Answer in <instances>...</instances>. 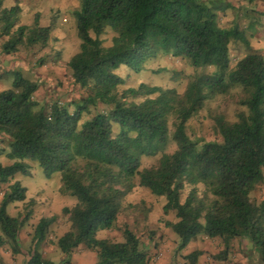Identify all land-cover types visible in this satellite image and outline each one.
<instances>
[{"label": "trees", "instance_id": "trees-1", "mask_svg": "<svg viewBox=\"0 0 264 264\" xmlns=\"http://www.w3.org/2000/svg\"><path fill=\"white\" fill-rule=\"evenodd\" d=\"M216 1L79 0L73 15L80 45L67 65L85 94L73 111L69 103L57 101L46 110L35 98L39 82L14 71L12 86L0 89V156L9 161H0V185L9 183L0 200V247L8 244L12 254L20 252L19 234L33 214V200L15 217L7 205L26 200V188L11 180L17 173L30 174V160L38 162L47 177L58 172L60 193L76 198L73 206L61 209L69 223L56 242L63 253L83 245L95 252V264H149L150 256L127 224L121 228V240L97 236L100 230L118 227L125 196L140 186L164 198L165 214L174 211L175 221L165 225L178 235V249L200 234L219 237L224 249L213 258L225 261L231 240L238 238L241 245L249 242L264 262V200L251 198L264 182V55L251 48L237 25L219 24L217 10L228 4L222 7ZM20 13L17 0L10 6L0 0V39L6 36L1 51L6 54L45 47L51 38V26L41 25L39 14L30 24H21ZM107 29L114 35L104 45ZM231 41L243 42L249 51L228 68ZM160 55L194 68L183 96L146 83L120 92L125 81L117 73L121 65L139 73ZM235 86L241 88L242 106L236 118L214 117L221 139H191L185 124L202 101ZM99 104L106 109L99 110ZM83 112L91 116L82 121ZM169 115L175 117V150L140 168L143 155L165 146ZM186 186L190 188L182 199ZM60 217L38 220L33 245L46 239ZM202 253L196 249L185 258L197 264ZM27 256L25 264H53L38 250Z\"/></svg>", "mask_w": 264, "mask_h": 264}, {"label": "rangeland", "instance_id": "rangeland-1", "mask_svg": "<svg viewBox=\"0 0 264 264\" xmlns=\"http://www.w3.org/2000/svg\"><path fill=\"white\" fill-rule=\"evenodd\" d=\"M16 0H5V6H10ZM21 6L19 15L21 24H30L36 14H39L41 25L51 26V38L45 47L35 46L32 49H21L15 53L6 54L0 51V88L6 89L12 86L14 71L21 70L22 74L30 79L39 82V89L35 94L40 105L46 110L57 101L61 104H68L70 111H73L75 101L85 94L83 88L73 82L67 62L79 50L80 39L76 31V22L73 11L79 8V0H17ZM212 1V0H207ZM216 1V0H215ZM213 3V2H212ZM224 7V10H217V19L221 26L233 27L237 25L248 39L251 48L260 51L264 55V0H217L215 5ZM114 32L107 29L102 35L104 45L111 43ZM6 36L0 39V50ZM248 48L241 41H231L229 44V64L233 67L235 62L248 52ZM22 59V64L18 65L13 61ZM212 68L207 69L210 71ZM117 73L124 78V84L118 88L120 92L127 88H136L140 83L160 86L162 89L173 90L177 96H183L186 87L195 74L194 68L186 61L170 56L160 55L149 60L145 68L135 73L125 65L117 69ZM241 88L235 86L225 93L215 94L206 97L197 112L186 121L185 130L193 140L209 141L220 140L221 136L214 127V117L223 115L228 120H234L236 113L242 108L238 104ZM155 94L151 95L154 96ZM139 97L137 100H142ZM73 101V102H72ZM71 102V103H70ZM93 109V107H90ZM99 110L106 109V106L99 104ZM89 112L82 113V121L89 118ZM175 117L169 115L167 124L169 128L168 140L163 148L154 155L141 157V166L156 164L163 152H173L176 144L172 139L175 129ZM118 131L117 124H113V132ZM4 146V145H2ZM0 161L8 164L5 156H0ZM28 175L17 173L13 176L22 186L26 188V200L12 202L7 205V212L11 216H18L20 212H26V204L33 200V214L28 219V223L22 228L24 233L32 234L34 222L41 217L52 214H60V219L54 222L50 228V233L59 234L69 227L66 218L61 215L60 205H71L76 203V198L71 195H63L59 188L61 185L59 173H53L47 177L36 161L28 160ZM137 181V179H136ZM9 183L0 185V200L2 193L7 190ZM190 186H186L182 193V199L186 196ZM199 189H202L199 186ZM251 198L257 202L264 200V182L257 185L252 191ZM46 200V201H45ZM164 198L152 194L148 189L135 186L130 193L125 196L124 205L126 210L118 217V227L112 233L113 239H123L121 228L127 224L141 241L147 254L151 258L149 264H190L185 258L193 250L200 249L203 257H199V264H264L261 257L256 253L251 245H241L236 238L230 243L225 261L215 260L213 256L224 249L223 240L219 237L208 238L203 234L198 235L193 241L183 249H178L179 237L172 231L171 237L165 240H158L156 237L157 226L163 229L166 236L168 229L166 221H175L174 211L165 214L163 212ZM43 204V206H41ZM146 219L150 223H146ZM161 226H160V225ZM21 229V236H22ZM100 236L109 237L110 233L100 232ZM150 238V241L147 239ZM32 250L41 251L39 244H34ZM11 251V250H10ZM76 253H63L56 248L53 253L44 255V259L52 260L53 264H77L72 260ZM95 256V255H94ZM97 257L95 256V259ZM201 258V259H200ZM85 258L84 264H93V261ZM95 264V263H94ZM198 264V263H197Z\"/></svg>", "mask_w": 264, "mask_h": 264}, {"label": "crops", "instance_id": "crops-1", "mask_svg": "<svg viewBox=\"0 0 264 264\" xmlns=\"http://www.w3.org/2000/svg\"><path fill=\"white\" fill-rule=\"evenodd\" d=\"M5 2V0H4ZM5 5V4H4ZM1 51V50H0ZM16 64L18 63V65H21L22 64V59H18V60H15L13 61V63ZM2 89V88H0ZM67 196V195H65ZM46 201V200H45ZM164 204V202H163ZM74 204H71V205H60V208L62 209V207L64 206H73ZM41 206H43V204H41ZM33 209H34V206H33ZM61 209H60V212H61ZM53 215V214H52ZM38 222V220H36L34 222V224L36 225V223ZM150 223L149 222V219L147 221L146 219V223ZM160 225V224H159ZM161 226V225H160ZM157 228V232L156 235H157V239L158 240H165L167 236H170L171 237V232H170V229L168 227H165V229H168V232L166 233V236L163 232V229L159 226L156 227ZM68 228L64 229L61 233L59 234H53V233H50L48 234V236L46 237V239H44L41 243H40V246H41V255L42 257H44L45 254H49V253H53L55 251L57 247V239L58 237H60ZM50 230H52V228H50ZM114 230L116 229H113V230H100L97 232V236L98 237H102L100 236V232L101 231H104L106 232L107 234L110 233V236L113 238L112 236V233H114ZM25 230L22 229V236H21V233L19 234V247H20V252L17 253V254H12L11 251H10V247L8 246V244H4L0 247V264H25L26 262V259H27V255L29 253V251H33L31 247H33V243L31 241V236L32 234H29V233H24ZM21 232V231H20ZM103 238V237H102ZM118 240H121V239H118ZM148 241H150V238L147 239ZM236 240V238L232 239L231 242H234ZM193 241V240H192ZM246 241V240H245ZM230 242V243H231ZM233 244V243H231ZM246 245L250 246V243L246 241ZM200 250V249H198ZM76 253V255L73 256L72 260H75L77 261V264H84L85 262V258H89L88 260H92L93 261V264L96 262V259H95V252L88 249L87 247L83 246V245H80L76 250H74L72 253ZM95 255V256H94ZM201 256L203 257V253L201 254ZM201 259V258H200ZM52 261V260H51ZM199 264V262H198Z\"/></svg>", "mask_w": 264, "mask_h": 264}]
</instances>
